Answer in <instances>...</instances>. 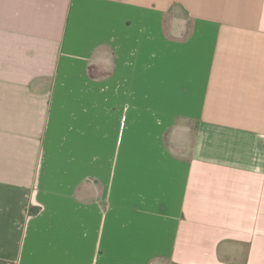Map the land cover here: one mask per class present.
Listing matches in <instances>:
<instances>
[{
    "label": "crops",
    "instance_id": "0c3cea01",
    "mask_svg": "<svg viewBox=\"0 0 264 264\" xmlns=\"http://www.w3.org/2000/svg\"><path fill=\"white\" fill-rule=\"evenodd\" d=\"M0 264H264V0H0Z\"/></svg>",
    "mask_w": 264,
    "mask_h": 264
},
{
    "label": "rangeland",
    "instance_id": "374dc122",
    "mask_svg": "<svg viewBox=\"0 0 264 264\" xmlns=\"http://www.w3.org/2000/svg\"><path fill=\"white\" fill-rule=\"evenodd\" d=\"M181 16H183V15L178 11L177 14H176V18H179Z\"/></svg>",
    "mask_w": 264,
    "mask_h": 264
}]
</instances>
